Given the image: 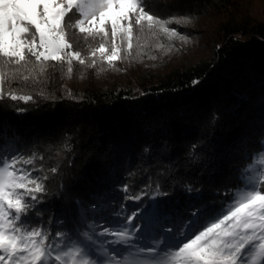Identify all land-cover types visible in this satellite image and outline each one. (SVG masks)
I'll use <instances>...</instances> for the list:
<instances>
[{
	"label": "trees",
	"instance_id": "trees-1",
	"mask_svg": "<svg viewBox=\"0 0 264 264\" xmlns=\"http://www.w3.org/2000/svg\"><path fill=\"white\" fill-rule=\"evenodd\" d=\"M143 3L178 28L210 14L207 54L175 60L146 29L114 66L98 55L87 66L98 41L76 32L86 65L74 61L70 74L66 63L0 67V152L33 158L27 167L47 178L29 215L50 239L108 240L96 235L108 228L146 244L185 233L194 215L227 207L264 148V0Z\"/></svg>",
	"mask_w": 264,
	"mask_h": 264
},
{
	"label": "snow or ice",
	"instance_id": "snow-or-ice-1",
	"mask_svg": "<svg viewBox=\"0 0 264 264\" xmlns=\"http://www.w3.org/2000/svg\"><path fill=\"white\" fill-rule=\"evenodd\" d=\"M172 22L146 11L143 0H0V67L19 71L33 64L43 70L45 62L66 63L70 74L74 61L86 65L72 39L76 32L98 41L87 66L98 55L111 67L122 52L131 53L137 32L175 36L166 27ZM33 164V158L0 152V264H264V152L244 169L242 187L227 207L201 211L187 232L146 244L132 243V231L108 228L96 234L113 237L108 240L88 231L57 232L50 239L29 215L47 179L33 175L36 169L27 167Z\"/></svg>",
	"mask_w": 264,
	"mask_h": 264
},
{
	"label": "rangeland",
	"instance_id": "rangeland-1",
	"mask_svg": "<svg viewBox=\"0 0 264 264\" xmlns=\"http://www.w3.org/2000/svg\"><path fill=\"white\" fill-rule=\"evenodd\" d=\"M147 11V10H146ZM210 14L197 16L196 18L193 17L191 19H187L185 25L187 28H182L181 24H179L181 29L176 26H171L167 24L166 27L170 29H174L176 31L175 36H171L168 34L162 35L166 39L161 38L162 45H158L161 47L162 52H166V54H170L173 59L178 60L183 57H187L189 60L191 58H196L199 56L206 55L208 52L209 47V40L208 38L212 35L213 32V19ZM162 17H160L161 19ZM162 20H168L163 19ZM173 20V19H172ZM173 21H176L175 19ZM176 23V22H175ZM174 23V25H175ZM184 29H189L193 32L189 33L186 32ZM166 43V46L163 45ZM125 71L122 70L119 73V76H124ZM264 152V148L259 152ZM259 153L256 157H258Z\"/></svg>",
	"mask_w": 264,
	"mask_h": 264
}]
</instances>
